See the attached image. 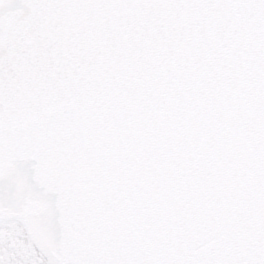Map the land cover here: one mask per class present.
Wrapping results in <instances>:
<instances>
[{
  "label": "snow or ice",
  "instance_id": "snow-or-ice-1",
  "mask_svg": "<svg viewBox=\"0 0 264 264\" xmlns=\"http://www.w3.org/2000/svg\"><path fill=\"white\" fill-rule=\"evenodd\" d=\"M0 264H264V0H0Z\"/></svg>",
  "mask_w": 264,
  "mask_h": 264
}]
</instances>
